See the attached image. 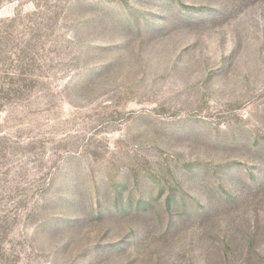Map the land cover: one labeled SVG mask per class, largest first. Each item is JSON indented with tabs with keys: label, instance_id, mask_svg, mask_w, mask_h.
I'll return each instance as SVG.
<instances>
[{
	"label": "rangeland",
	"instance_id": "1",
	"mask_svg": "<svg viewBox=\"0 0 264 264\" xmlns=\"http://www.w3.org/2000/svg\"><path fill=\"white\" fill-rule=\"evenodd\" d=\"M0 264H264V0H0Z\"/></svg>",
	"mask_w": 264,
	"mask_h": 264
}]
</instances>
